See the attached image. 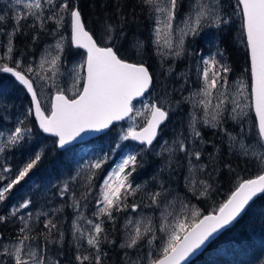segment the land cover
Masks as SVG:
<instances>
[{
    "label": "snow or ice",
    "instance_id": "1",
    "mask_svg": "<svg viewBox=\"0 0 264 264\" xmlns=\"http://www.w3.org/2000/svg\"><path fill=\"white\" fill-rule=\"evenodd\" d=\"M16 3L21 4L22 0H16ZM144 3L148 4L150 9L158 14L156 27L153 29L155 37L153 42L157 45L158 52L161 47L172 50L169 55L179 56L183 53L185 36H197L204 26L215 25L219 27L228 22L224 19L218 2L195 0L190 6L187 18L182 22L184 28L176 29L173 21L176 16L178 0H144ZM46 4L51 5L52 15L45 16ZM236 7L239 9V15L243 20L246 47L250 52L251 108L255 112V142L260 150L251 144H245L243 130L239 140L228 133L226 129L224 132L228 136L230 149L237 150L245 157L258 160L260 165L264 167V0H236ZM60 14H67L71 18L72 43L78 48L86 49V58L83 62L73 66L74 80L80 87L77 88L72 98L65 95L64 90L61 89L56 92L53 98L50 115H45L41 108L34 81L29 78L28 73H32L39 80L51 82L52 87H56L60 56H52L50 51L46 50L41 56L38 65L39 71L33 69L31 65L23 71L17 70L22 61L16 60L14 61L15 66L0 63V73L11 74L26 87L27 92L31 94L39 127L44 132L56 135L59 138V145L63 147L86 130L99 131L108 128L113 121L123 120L126 117L134 119L130 116V113L134 111L133 100L144 96L153 83V77L149 68L143 63H130L121 58V55L118 54L119 48L100 46L93 35L85 30L81 12L72 6L71 0H63V3L59 5L53 3V0H26L23 2L22 7L17 9L11 17L15 21L12 31L3 32L0 29V34L8 37L7 44L4 45V56L0 57V60L5 57L11 60L13 37L19 31L21 20L32 18L34 24L39 22L41 27L45 21H55L59 26L63 19ZM6 19L5 15H0V22H4ZM114 31L115 29L110 24L105 28L107 40L113 43L112 33ZM174 33L179 34L175 41L173 40ZM62 39L55 44V49L59 51L63 50ZM103 39L101 37V40ZM134 47L139 51L143 44L137 40ZM203 64L202 86L187 98L194 107L203 111L204 116L201 118L203 123L213 128H219L225 113H229L230 118L234 120L246 116L245 108H248L249 105L242 104L237 99L238 96L247 99L243 97V83L239 82L236 91L230 92L226 76L221 75V73H228L230 68L225 64H220L215 56L203 60ZM45 65L48 66L47 69H45ZM145 108L151 117L147 121V125L140 131H135L133 127H129L127 134L122 139L131 138L140 141L141 144L152 145L157 136V129L168 118L169 113L157 103L145 105ZM32 111L33 109H29L30 114ZM139 114L137 111V115ZM18 123L22 124L23 121ZM196 123L197 119L193 115L190 120L193 138L201 136ZM28 132L29 129L17 126L8 135L5 146L0 147V152H3L8 145L18 144ZM174 143L175 148L164 149L169 152L170 161L176 151L182 152L189 158V171L192 172L196 166L191 164V157L194 156L196 160H199L201 152L189 151V146L183 140H177ZM39 159L40 155L36 154L35 159L27 163L18 172L15 179L9 180L3 187H0V201L7 198V194L14 185L18 184L28 174ZM106 159L107 157L104 160L93 162L89 168H101ZM137 167V157L128 155L126 158H122L104 178L103 184L100 186L99 198L96 200L98 207L92 213L93 217L100 219L86 220L87 225L90 226L88 231L82 229L76 220L73 221V237L78 242L77 246H80L79 241H86L89 248L95 252L94 255L77 254L75 259L78 264H103L101 245L107 242L105 220L115 221V213L128 209L135 212L141 207L139 204L128 203L129 197H134L142 190L141 185H133L130 179ZM199 167L203 168L204 166ZM8 171L9 169H4V172ZM5 179V177L0 176V180ZM200 183L203 184L204 182ZM67 190L68 187L65 185L60 194L63 196ZM206 193L207 187L200 192V195L203 196ZM166 194L170 193L163 188V185H161L160 191L148 194L150 206L159 208L161 198ZM258 194H264V174H260L254 179L241 180L227 200L207 215L182 201H169L164 205L160 214L162 222L159 231L166 236V239L163 240L159 255H154L151 250L153 241L157 239L156 228L153 226L151 217L141 216L135 221L129 218L125 223V240L120 247L122 249H136L140 247L143 241L147 240L149 246L147 254L138 257L136 260H129L128 264H183L215 233L241 216ZM82 198L86 199L87 197ZM30 203V200H25L18 207H13L11 214L15 216L20 209L28 208ZM177 203H179L178 212L175 210ZM72 207L79 210L80 202L74 199ZM169 209H173V211H169ZM5 219L6 217L0 216V221ZM78 219H84L82 212L79 213ZM21 221L23 227L19 229L20 235H18L15 243L0 245L2 248L0 255L11 258V264H48L43 249L38 250L33 248L31 244H26V241L34 240L35 237L28 234L31 231L28 220L21 217ZM45 228L47 229L45 234L47 240L56 225L48 220ZM60 239H63V233H60ZM125 256L127 257V252H125ZM0 264H4V262L0 260ZM54 264H60V262L55 261Z\"/></svg>",
    "mask_w": 264,
    "mask_h": 264
},
{
    "label": "rangeland",
    "instance_id": "2",
    "mask_svg": "<svg viewBox=\"0 0 264 264\" xmlns=\"http://www.w3.org/2000/svg\"><path fill=\"white\" fill-rule=\"evenodd\" d=\"M75 1L73 0V2ZM23 2H26V0H22ZM194 2L195 0H178L176 16L173 21L174 28H184L182 22L187 18L190 6ZM205 2H208V0H205ZM213 2L219 3L222 15L228 22L221 24L219 27L215 25L204 26L197 36H185L184 51L179 56L169 55V52L172 50L166 47H161L158 52L157 45L153 42L155 39L153 29L156 27V16L158 15L154 10H151L152 27L150 33V44L154 54L150 52L148 55L150 58L145 56L144 49L146 47V41L139 31L137 32L138 34L129 32L126 37L123 36V40H117L123 53L128 54L133 52L135 54L133 57H136L137 62H143L146 59L147 64L152 68V72L155 73L157 79L149 93L143 99L134 103V111L131 115L134 119L127 118L100 137L72 145L64 149V151H59L58 149V138L45 135L44 133H41L36 138L26 134L24 139L18 144L8 145L4 148L3 152H0V176L6 178L5 180H0V187H3L9 180L15 179L18 172L27 163L35 159L36 154L40 155V159L29 170L28 174L10 190L7 198L4 201H0V205L5 203L6 208L12 213L13 207H18L25 200H30V204H33L29 190L25 188L27 183H33L34 186H42L45 189V195L51 196L47 205L49 209L59 199H62L63 205L65 206L68 204L65 200H68L71 206L74 199L78 200L81 207L79 210L74 208L75 217L73 221L76 220L82 229L88 231L90 226L87 225L86 220L100 219L93 217L92 213L98 207L96 200L99 198L100 186L103 184L104 178L122 158H126L128 155H135L137 157L138 167L130 179L133 185H141L142 190L134 197H129L128 203L139 204L141 207L135 212L128 209L115 213V221L105 220L107 242L101 245L103 264H110L111 262L112 264H128L129 260H136L138 257L145 256L149 251L147 240L143 241L140 247L136 249H122L119 247L125 240V223L129 218H132L134 221L140 219L141 216L152 218L153 226L156 228L157 239L153 241L151 250L154 255H159L163 246V240L166 239V236L159 231L162 222L160 214L165 204L169 201H182L204 214L203 208L199 204V199L207 196L213 186L215 187L214 191H218V185H220L216 182L217 174L215 166L217 164V158L215 156L211 157L209 155L211 151H208L209 149L215 150L217 147L211 144L205 147L209 143L205 135L207 132L214 131V128L203 123L201 119L204 116L203 111L198 107H194L193 103L187 98L190 94L197 92L202 86L201 72L204 67L203 60L215 56L220 64H225L229 67L223 47L221 46L223 34L226 35L228 44L230 46L232 45V48H235L238 53L243 50H240V47H243V39L246 40L243 20L241 15H239V9L236 7V0H213ZM22 3L17 4L16 0H0V15L9 17L4 22H0V29L3 32L12 31L15 21L11 17L17 9L22 7ZM44 14L45 16L52 15ZM60 15H62L63 19L62 24L59 26L55 21H45L43 27H41L39 22L34 24L32 18L21 20L19 23V31L13 37L11 60L7 57L0 60V63H8L9 66H15L14 61L21 60L22 64L18 68L19 70L23 71L31 65L33 69L39 71L38 65L41 56L46 50L50 51L52 56H60L56 87H52L51 82L39 80L32 73H28L29 77L34 81L43 108L48 115H50L53 95L58 90H64L71 98L76 93L80 85L75 83L72 71L73 66L79 65L86 58V53L72 44L70 16L68 22L67 14ZM148 19L147 16L146 20L148 21ZM67 26H70V34L68 36L66 34ZM93 26L96 28L94 32L98 36L95 35L96 38L99 40L103 37V40H107L104 26L102 27L97 21L93 22ZM147 26L148 23L145 29ZM22 29L27 30L26 36L28 40L26 42L30 41L32 44L29 47L30 55L22 53L17 43V35L22 32ZM178 35V33H174V41ZM61 38H63V50L59 51L55 49V44L57 41H61ZM7 40L8 37L6 35L0 34V57L4 56V45L7 44ZM137 40L143 44L142 49L139 51L134 47ZM246 49L248 48L246 47ZM47 67L45 65V69ZM231 74L232 72L230 73V71L228 73H221V75L227 78L230 92L236 91L237 87H239V82L243 83V97L247 99L240 96L237 99L242 104L249 105V107L245 108L247 115L236 120L231 119L229 113H225L224 120L218 128L221 132L219 147L228 145L230 148L228 136L224 132L225 129L233 137H236L237 140L240 139V134L243 130L245 144H251L257 147V150H260L255 142V115L251 108L252 99L250 95L251 90L248 85V76L245 72L242 74L241 71L234 76H231ZM16 83L18 82L16 81ZM14 85L15 82L7 73H0V103L11 107L12 96H15L14 99L19 102L17 106L15 105L16 109L19 110V116L12 125L9 123L11 115L10 112H7V107L0 106V133H2L0 134V147L5 146L8 135L17 126H26L25 120L28 121L29 118L25 100V96L28 93L22 85L19 84V88ZM8 89L11 90L12 95ZM152 103L162 105L169 113L167 121L159 131L157 140L152 145H140L132 141L131 138L127 140L122 139L127 134L129 127H133L134 130H139L147 124V121L150 119V113L146 110L145 105ZM30 109H33L32 103ZM137 111L140 113L139 115H137ZM193 115L197 119L196 127L201 133V136L197 138H193L190 130V120ZM31 116H33V111ZM19 121H23V123L20 124L18 123ZM177 140H183L189 146V151L195 150L201 152L199 160H196L194 156L191 157V164L196 166L192 172L189 171V158L184 153L176 151L170 161L169 152L164 150L165 148H175L176 145L174 142ZM30 142L32 155L28 157L26 154L24 155L23 147L26 150V145ZM56 150L59 152L56 153ZM231 150L234 151L235 149ZM54 154L55 156H53ZM239 156L242 159L249 158L259 165V161L254 158L245 157L240 153ZM105 157L107 159L101 168H89L90 164L97 160H104ZM212 158L216 162L211 167L208 163L209 161L212 162ZM201 165L204 167L200 168L199 166ZM5 168L9 169V171L4 172ZM225 168L228 169V166H225ZM56 176L58 177L56 178ZM200 182L204 183L201 184ZM65 185H67L68 190L62 196L60 193ZM161 185L170 194L162 196L159 208L150 206L151 202L148 194L160 191ZM178 185L184 187L186 192L181 190ZM205 187H207V193L201 196L200 192L204 191ZM55 190L56 192H54ZM20 196L23 197V202L21 203L19 202ZM84 196L87 198L83 199L82 197ZM44 206L39 208L40 213L46 210ZM52 210L47 211L50 213ZM175 210L177 212L179 211V203L176 204ZM169 211H173V209H169ZM80 212L83 213L84 219H78ZM16 216L21 220V217L25 219L27 216L29 217V214L23 209H20ZM37 221L42 226V219L38 218ZM112 232H114V236L119 235V246H113ZM15 241L7 242V239H2L0 245H9L15 243ZM26 244H31L33 248H37L38 250L41 249L38 242L34 243L29 240L26 241ZM70 244L74 264H78L75 259L77 254H95L94 250L89 248L86 241H79L80 246L78 247V242L72 236ZM25 251H27V248H25ZM0 252H2V248H0ZM125 252H127V257L125 256ZM0 257H2L0 260L4 264H11V258L3 255H0ZM48 264L52 263L48 261Z\"/></svg>",
    "mask_w": 264,
    "mask_h": 264
},
{
    "label": "trees",
    "instance_id": "3",
    "mask_svg": "<svg viewBox=\"0 0 264 264\" xmlns=\"http://www.w3.org/2000/svg\"><path fill=\"white\" fill-rule=\"evenodd\" d=\"M53 3L59 5L63 3V0H53ZM71 3L74 8L80 10L86 27L94 36L96 35L94 33L96 31V28L93 26L94 21H97L102 27L104 26V29L109 24L113 26L115 29L112 33L114 43L108 40H98L96 38L100 45H110L114 48H119L118 54L121 55L123 59L137 62L136 57H133L135 56L133 52L128 54L122 52L117 40H123V36L126 37L129 32L138 34L137 32L139 31L146 41V47L144 49L145 56L150 58L148 55L150 52H153L150 44L152 18L150 6L144 3V0H76L75 2L71 0ZM45 13L46 15L52 14L51 5H45ZM67 16L69 22V15ZM147 16L149 18L148 21L146 20ZM7 18L9 19L8 16ZM23 22L25 23V21ZM147 23L148 26L145 29ZM26 32L27 30L22 29V32L17 35V43L22 53L29 54V47L32 46V44L30 41L26 42V40H28ZM66 34L67 36L70 34V26L66 27ZM242 45L244 48L240 47V50L243 49L244 51L242 50L238 53L235 48H232V45L230 46L228 44L226 35H222L221 46L223 47L230 73L232 72L231 76L236 75L239 71H241L242 74L245 72L248 76V85L251 90L250 57L249 50L246 49V40L243 39ZM142 63L148 65L146 59H144ZM148 67L152 72V68L149 65ZM152 75L154 86L157 79L155 73L152 72ZM8 76L15 82L11 74H8ZM15 85L17 88L20 86L16 82ZM8 91L12 95L11 90L8 89ZM14 98L15 96L11 97V107L0 103V106H6L7 112H10V125H12L19 116V110L16 109L19 102ZM25 100L27 113L30 119L28 118V121L25 120L26 126L22 128L29 129L27 135L36 138L42 132L37 126L33 116L29 113L31 105L30 97L26 95ZM220 136L221 132L218 128H214V131L207 132L205 135L209 142L205 147H208L210 144L217 147L215 150L209 149L208 151H211L209 153L211 157L215 156L217 158V164L215 166L217 174L216 182L220 185H218V191L215 192V187L213 186L207 196L199 199V204L202 206L204 214L218 208L219 205L229 197L231 192L235 189V186L241 180L251 178L264 171V167H262L260 163L258 165L249 158H240L239 152L237 150L232 151L228 145L219 147ZM26 147V150L23 147L24 155L26 154L30 157L32 155L31 142L27 143ZM59 151L56 150V153ZM53 156H55V154ZM211 160L212 162L209 161L208 164L212 167L216 161H214L213 158ZM225 166H228V169H226ZM57 177L58 176H56V178ZM26 186L25 188L29 190V195L33 202L28 208L23 209L27 214H30V216H27L25 219L28 220L29 227L31 228L28 234L31 237H35L31 242H38L39 247L44 250L46 260L50 261L52 264H54L55 261H59L60 264H74L73 252L70 250V240L73 236L72 225L73 218L75 217V209L70 205L68 200H65V202L69 205H63L62 199L53 203L50 207L51 209H49L47 205L51 196L45 195V189L42 186H34L33 183H27ZM178 186L181 190L186 192L184 187ZM54 192H56V190ZM19 202H23L22 196H20ZM41 206H44L46 209L42 213L39 212ZM47 210L52 211L48 213ZM0 216L6 217L4 221H0V241L2 239H7V242L15 241L18 235H20L19 229L23 227L22 221L16 215L13 216L10 213L5 203L0 205ZM38 218L42 219V226L38 224ZM48 220H51L56 225V228L52 230L51 235L48 236L46 240L45 234L47 233V229L45 228V224ZM60 233H63L62 240L60 239ZM113 233L114 232H112V235ZM118 237L119 235H113V246H119ZM110 264H112V262ZM188 264H264V194L250 204L246 212L232 227L220 234L201 254Z\"/></svg>",
    "mask_w": 264,
    "mask_h": 264
},
{
    "label": "water",
    "instance_id": "4",
    "mask_svg": "<svg viewBox=\"0 0 264 264\" xmlns=\"http://www.w3.org/2000/svg\"><path fill=\"white\" fill-rule=\"evenodd\" d=\"M76 9H78V8H76ZM79 10V9H78ZM80 11V10H79ZM81 19H82V21H83V23H84V26H85V30L86 31H88L91 35H93L92 34V32L86 27V25H85V22H84V20H83V18H82V15H81ZM93 38L94 39H96L95 38V36L93 35ZM98 42V41H97ZM73 44V43H72ZM99 44V43H98ZM74 45V44H73ZM75 46V45H74ZM100 46H102V45H100ZM76 47V46H75ZM103 47V46H102ZM78 48V47H77ZM80 49H82L85 53H86V49H83V48H80ZM249 50V49H248ZM249 57H250V52H249ZM128 61V60H127ZM128 62H130V63H137V62H132V61H128ZM144 64V63H143ZM146 67H148L146 64H144ZM149 68V67H148ZM18 70V69H17ZM149 71H150V69H149ZM150 73H151V71H150ZM152 74V73H151ZM14 77V76H13ZM153 77V76H152ZM15 78V77H14ZM30 78V77H29ZM16 80V79H15ZM17 81V80H16ZM18 82V81H17ZM19 83V82H18ZM20 84V83H19ZM20 85H22V84H20ZM152 85H153V83H152ZM152 85L150 86V88H149V90L144 94V96H142V97H137V98H135L134 100H133V104H134V102H136V101H138V100H140V99H142V98H144L145 97V95L146 94H148V92L150 91V89H151V87H152ZM23 86V85H22ZM24 88H25V90H26V87L25 86H23ZM34 87H35V85H34ZM36 89V88H35ZM27 91V90H26ZM37 91V90H36ZM28 93V92H27ZM65 93V92H64ZM56 94V93H55ZM55 94L53 95V98H54V96H55ZM65 95H67V96H69L67 93H65ZM28 96L30 97V100H31V103H32V98H31V94L30 93H28ZM37 96H38V99L40 100V97H39V95H38V93H37ZM53 98H52V101H53ZM69 98H71V97H69ZM40 103H41V100H40ZM32 108H33V116H34V118H35V120H36V123H37V125H38V127H39V120L37 119V117L35 116V113H34V106H33V104H32ZM41 108H42V110L44 111V114L45 115H48L47 114V112L45 111V109L43 108V105H42V103H41ZM253 112H254V110H253ZM131 114L132 113H130V116H131ZM254 115H255V112H254ZM151 118V117H150ZM127 119V117L125 118V119H123V120H119V121H113L112 122V124H110L109 125V127L108 128H105V129H102V130H99V131H97V130H86L85 132H83V133H81V135L79 136V137H77L76 139H74V140H72V141H70L68 144H66V145H64L63 147H61L60 145H59V138L56 136V135H54L53 133H49V132H44L43 131V129L42 128H40L39 127V129H40V131L42 132V133H44L45 135H49V136H54V137H56V138H58V149L59 150H64V149H66V148H68V147H70L71 145H74V144H77V143H82V142H86V141H89V140H91V139H93V138H96V137H98V136H101L102 134H104V133H106L107 131H109L115 124H118V123H120V122H123L124 120H126ZM168 119V118H167ZM167 119L160 125V127L157 129V136H156V138L153 140V142L157 139V137H158V134H159V131H160V129H161V127H162V125L167 121ZM147 125V124H146ZM145 125V126H146ZM144 126V127H145ZM142 129V128H141ZM141 129H139V130H135V131H140ZM132 140V139H131ZM132 141H134V142H137L138 144H140V145H147V144H141V142L140 141H137V140H132ZM260 174H264V171H262ZM260 174H258V175H260ZM258 175H256V176H258ZM256 176H253V177H251V178H246V179H254ZM231 195V194H230ZM229 195V196H230ZM262 194H258L257 195V197H254V199H253V201H255L259 196H261ZM227 200V199H226ZM252 201V202H253ZM252 202H250V204L252 203ZM249 207V206H248ZM248 207L246 208V210L248 209ZM246 210L241 214V216L246 212ZM208 213H206V214H204V215H207ZM241 216H239L235 221H233L231 224H229V225H227L225 228H223V229H221L219 232H217V233H215L210 239H209V241H207L206 243H205V245H203L199 250H197L196 252H195V254H193L192 256H190L185 262H183V264H188V263H190L193 259H195L199 254H201L207 247H208V245L213 241V240H215L220 234H222L225 230H227L228 228H230V227H232L238 220H239V218L241 217Z\"/></svg>",
    "mask_w": 264,
    "mask_h": 264
},
{
    "label": "bare ground",
    "instance_id": "5",
    "mask_svg": "<svg viewBox=\"0 0 264 264\" xmlns=\"http://www.w3.org/2000/svg\"><path fill=\"white\" fill-rule=\"evenodd\" d=\"M74 48H75V47H74ZM15 82H16V81H15ZM153 82H154V80H153ZM158 135H159V134H158ZM157 138H158V137H157ZM156 140H157V139H156ZM156 140H155V141H156ZM155 141H154V142H155ZM154 142H153V143H154ZM153 143H152V144H153ZM60 151H64V150H60Z\"/></svg>",
    "mask_w": 264,
    "mask_h": 264
}]
</instances>
